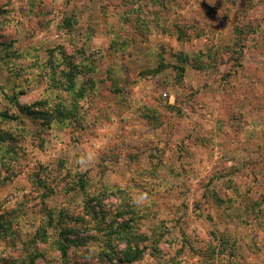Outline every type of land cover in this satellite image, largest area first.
<instances>
[{"label": "rangeland", "instance_id": "obj_1", "mask_svg": "<svg viewBox=\"0 0 264 264\" xmlns=\"http://www.w3.org/2000/svg\"><path fill=\"white\" fill-rule=\"evenodd\" d=\"M0 264H264V0H0Z\"/></svg>", "mask_w": 264, "mask_h": 264}, {"label": "trees", "instance_id": "obj_2", "mask_svg": "<svg viewBox=\"0 0 264 264\" xmlns=\"http://www.w3.org/2000/svg\"><path fill=\"white\" fill-rule=\"evenodd\" d=\"M99 202V200H98ZM104 212V211H103ZM111 221L106 225V229L108 230L107 234L112 239L118 240V242L124 241L125 239L131 235L129 233V226L126 225L125 221L120 220V215H109ZM123 217L124 215L121 214ZM58 242V248L61 251L62 254L66 255L68 253V249L71 245L75 243V239L70 237V231L67 229H63L60 233V238L57 240ZM106 243H109L108 240H106ZM113 248V247H112ZM140 251L137 249H133L132 247L127 248L124 250L123 260L127 261L128 263L132 262L133 260H136L140 256Z\"/></svg>", "mask_w": 264, "mask_h": 264}, {"label": "clouds", "instance_id": "obj_3", "mask_svg": "<svg viewBox=\"0 0 264 264\" xmlns=\"http://www.w3.org/2000/svg\"><path fill=\"white\" fill-rule=\"evenodd\" d=\"M93 159V154L91 152L88 153V155L85 156H81L80 160L78 161V163H82V164H86L91 162V160ZM147 199V193L142 194L141 196L136 198V202H142L143 200Z\"/></svg>", "mask_w": 264, "mask_h": 264}, {"label": "built area", "instance_id": "obj_4", "mask_svg": "<svg viewBox=\"0 0 264 264\" xmlns=\"http://www.w3.org/2000/svg\"><path fill=\"white\" fill-rule=\"evenodd\" d=\"M166 95V94H165Z\"/></svg>", "mask_w": 264, "mask_h": 264}]
</instances>
